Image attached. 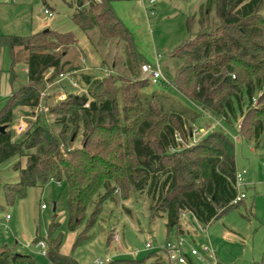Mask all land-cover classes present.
I'll return each mask as SVG.
<instances>
[{
  "label": "trees",
  "instance_id": "trees-1",
  "mask_svg": "<svg viewBox=\"0 0 264 264\" xmlns=\"http://www.w3.org/2000/svg\"><path fill=\"white\" fill-rule=\"evenodd\" d=\"M77 1L83 5L86 0ZM213 6L218 25L212 29L205 20ZM263 7L264 0H207L200 32L169 53L182 62L172 85L192 103L212 116L223 117L231 126L241 115V136L246 125L250 126L256 142L264 132ZM73 20L84 31L97 26L106 37L122 38L131 51L133 74L145 63L136 48L134 33L118 16L112 0H92L89 9L74 13ZM188 26L191 28L190 20ZM77 41L73 31L47 29L27 36L0 32V62L2 49L8 50L13 58L8 70L12 92L0 108V125L6 126L5 131L0 130V164L17 157L14 169L20 177L17 183L5 186L9 204L26 198L30 188L45 187L50 180L59 184L66 181L68 228L76 231L85 224L86 233L96 225L104 203L118 188L147 190L153 201L157 199L152 212L167 215L168 235L164 243L184 234L181 224L184 211L207 227L244 204L245 199L234 203L238 171L232 137L213 130L199 142L180 149L177 135L187 139L193 128L191 122L198 119L199 113L173 102L169 104L168 96L158 92L145 96L141 90L151 82L146 77L121 90L114 76L93 79L84 75L93 99L87 94L72 95L54 108L53 111L63 115L59 133L46 123H36L23 138L15 140L10 128L16 109L38 107L46 83L73 69L69 50ZM17 48L28 52V80L14 88V68L20 60ZM50 69L53 73L47 78ZM3 71L0 65V79ZM161 83L168 86L170 79ZM257 91L261 94L258 105H254ZM80 133L84 137L82 146L73 148L71 145ZM23 159L27 160L24 167ZM92 205L94 210L88 218ZM59 229L55 216L47 237L37 235L34 243H47L45 257L51 264H80L73 256L61 254L64 235ZM82 236L83 233L77 237L74 250L84 243ZM153 254L159 260L156 264H162L161 255ZM27 262L34 264L30 256L19 255L8 245L0 246V264ZM256 264H264V254Z\"/></svg>",
  "mask_w": 264,
  "mask_h": 264
},
{
  "label": "rangeland",
  "instance_id": "rangeland-1",
  "mask_svg": "<svg viewBox=\"0 0 264 264\" xmlns=\"http://www.w3.org/2000/svg\"><path fill=\"white\" fill-rule=\"evenodd\" d=\"M137 1L142 5L141 0ZM206 1L159 0L155 15L150 17L143 33L134 32L139 53H161V65L170 79L168 86L161 82H150L141 92L145 96H150L153 92L164 94L168 96L169 104L173 102L175 106H186L199 113L198 119L191 122V135L185 140H179L180 149L199 142L213 130L224 131L232 137L235 142L237 171H249V180L253 187L246 193L243 205L205 227L206 235L200 233L204 227L202 228L191 215L181 218L182 233L192 236L198 232L200 238L205 237L202 242H209L210 239L218 259L223 264H256L264 254V132L259 142H256L251 136L250 126L246 125L245 133L241 136V115L231 126L223 117L212 116L192 103L171 83L182 62L172 57L169 52L185 39L200 32V21L206 11ZM84 4V9L90 8V4L85 1ZM48 5L52 7L53 16L44 12ZM78 6L77 0H0V32L6 35L27 36L48 27L59 32L73 31L80 40V47L85 49L88 33L73 20L74 13L79 10ZM262 13L264 15V7ZM188 20L191 22V28L188 26ZM217 20L216 7L213 6L205 24H209L213 29L218 25ZM90 36L95 49L90 53L86 49L80 52L71 47L69 58L73 62V69L66 71L67 78L64 80L57 76L54 81L46 83L38 107L20 106L16 109V117L10 128L15 140L23 138L36 123H46L59 133L63 128L59 123L63 115L53 109L72 95L87 94L90 100L93 99L89 95V86L83 79L84 75H90L93 79L114 76L118 79L117 87L121 90L139 78H145L140 66L136 69V74H133L131 51L122 38L106 37L97 26L92 28ZM5 51L6 53L2 54L1 66L4 71L1 73V81L4 80L7 85L8 70L12 66L13 58L8 50ZM15 51L20 59L13 73L16 77L14 88H18L28 80V52L21 48ZM146 53L142 55L144 60L147 58ZM50 76L51 73L47 72L46 77ZM72 78L78 82V87L71 84ZM260 94L261 92L257 91L253 99L254 105H258ZM7 96L0 95V108ZM119 97L121 103V95ZM21 125L24 126L23 131L17 128ZM83 140L84 137L80 133L71 146L81 148ZM18 161L16 157L0 164V246L8 245L14 248L17 254L30 256L34 264H51L48 258L41 255V248L37 247L34 240L37 235L47 237L49 227L56 216V223L60 224L59 231L64 235L61 254L73 256L81 264H94L107 257L120 261V264H156L159 261L153 254L154 250H148L146 244L152 242L157 247L167 240V215L161 211L152 212L157 199L153 201L147 190L137 191L131 186H126L125 190L118 188L104 203L103 211L90 231L84 233L85 224L76 231H70L67 211L69 187L66 181L59 184L50 180L45 187L30 188L26 198L18 200L15 204L8 203L4 189L6 185L20 180L19 173L14 169ZM26 161L22 160L23 167ZM104 193V190L100 192L101 195ZM98 199L99 197L95 201ZM44 205L47 209H43ZM93 210L94 205L88 209V218ZM7 216H10L11 220H7ZM81 233L84 243L74 250L73 246ZM115 237L120 238L122 246L114 240Z\"/></svg>",
  "mask_w": 264,
  "mask_h": 264
},
{
  "label": "built area",
  "instance_id": "built-area-1",
  "mask_svg": "<svg viewBox=\"0 0 264 264\" xmlns=\"http://www.w3.org/2000/svg\"><path fill=\"white\" fill-rule=\"evenodd\" d=\"M92 0H86L87 4H90ZM93 1H100V0H93ZM151 6H154L157 0H148ZM86 8V5H79L78 9L82 10ZM44 12L49 16H53L54 13L49 8H44ZM151 15L155 14V10L152 7L149 10ZM141 71L146 78H149L151 82L158 83V82H169L168 77L164 73L163 67L161 65V61L158 58L154 62H145L141 66ZM51 74L53 73V69L49 71ZM67 72H61L59 77L64 80L67 78ZM71 84L74 87H78V82L75 81L73 78L70 79ZM18 130L23 131L24 126H18ZM178 140H181L179 135ZM264 169V162L262 164ZM249 171L244 170L243 172H237L236 180H235V188L237 190V198L234 200V203H238L243 199H246V188L248 187V177ZM43 209H47V206L44 205ZM191 215L188 211H184L181 214V218H186L187 216ZM11 217L7 216V220H10ZM203 235L207 234V229L203 228L202 232ZM194 237H200V234H181L175 238L168 240L166 243L158 245L155 247L152 242L146 244V248L148 250H154L161 255V262L162 264H223L217 257L216 251L212 244L209 242H198L194 239ZM119 246H122L119 237H115L114 239ZM37 247L41 248V255L45 257L47 255L48 246L45 241H40L37 244ZM113 259L107 257L105 260H98L94 264H112Z\"/></svg>",
  "mask_w": 264,
  "mask_h": 264
},
{
  "label": "crops",
  "instance_id": "crops-1",
  "mask_svg": "<svg viewBox=\"0 0 264 264\" xmlns=\"http://www.w3.org/2000/svg\"><path fill=\"white\" fill-rule=\"evenodd\" d=\"M158 1L159 0H157L155 2L154 6H151L149 4V1L148 0H141L142 5L137 0H112V5H113L116 13L118 14V16L130 28V30H132L133 33L134 32L143 33L142 31L146 29V25H147V23H149L150 17L153 16V15H151L149 13V10L153 7L154 10L156 11ZM13 2H15V0H13ZM46 8H49L52 11V7L50 5H48V7H46ZM47 29H49V27ZM91 31H92V29H90V30L87 31V33H88L87 34V38H86L87 44H86V47H85V49L87 51H89L90 53H92V51L95 49L94 46H93L94 43L91 40L92 37L90 36ZM34 33H36V32H34ZM77 39H78V37H77ZM80 46H81L80 45V40L78 39L77 43L74 46H72V47L78 49L80 52L85 51V49L84 48L82 49V47H80ZM3 53H6L5 49H2V51H1V62H0V65H2V59H3L2 58V54ZM145 53L141 52L142 55H145ZM146 54H147V58H146V60L144 62H154L158 58L159 54H161V53H156V52L149 51ZM26 71L28 73V66L26 68ZM7 78H8V84L7 85L4 82V80L2 82L1 79H0V95H3L4 97L7 96L12 91V86H11L10 80H9L10 75H8ZM3 84H4V86H3ZM248 183H249V185L246 188V193L253 187L252 184L250 183L249 177H248ZM166 223H167V220H166L165 224ZM195 234L199 235L198 232H196ZM202 238H205V237H202ZM202 238H200V237H194L195 240H197L198 242H201V243H202V241H205ZM209 241L212 244V242H211L210 239H209ZM212 246H213V244H212ZM79 263H80V261H79Z\"/></svg>",
  "mask_w": 264,
  "mask_h": 264
},
{
  "label": "water",
  "instance_id": "water-1",
  "mask_svg": "<svg viewBox=\"0 0 264 264\" xmlns=\"http://www.w3.org/2000/svg\"><path fill=\"white\" fill-rule=\"evenodd\" d=\"M45 30H47V29H45ZM0 130L1 131H5L6 130V126L5 125H0ZM55 210H56V208H55Z\"/></svg>",
  "mask_w": 264,
  "mask_h": 264
}]
</instances>
